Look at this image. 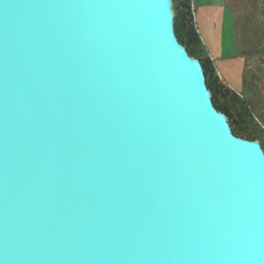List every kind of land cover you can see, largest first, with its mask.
Masks as SVG:
<instances>
[{
    "label": "water",
    "instance_id": "1",
    "mask_svg": "<svg viewBox=\"0 0 264 264\" xmlns=\"http://www.w3.org/2000/svg\"><path fill=\"white\" fill-rule=\"evenodd\" d=\"M173 19L0 0V264H264V155Z\"/></svg>",
    "mask_w": 264,
    "mask_h": 264
},
{
    "label": "rangeland",
    "instance_id": "2",
    "mask_svg": "<svg viewBox=\"0 0 264 264\" xmlns=\"http://www.w3.org/2000/svg\"><path fill=\"white\" fill-rule=\"evenodd\" d=\"M201 1L192 0L199 33H203L198 9ZM206 1L223 5L215 22L217 27L210 37L213 61L220 79L240 96L236 101L229 98V105L249 137L247 141L257 142L264 155V0ZM169 2L174 13L173 2ZM210 26L212 28L213 22ZM209 53L210 50L205 48L203 57H210ZM242 99L253 112V122L246 117ZM219 103L224 105L225 98H220ZM252 155L259 160L257 152Z\"/></svg>",
    "mask_w": 264,
    "mask_h": 264
},
{
    "label": "trees",
    "instance_id": "3",
    "mask_svg": "<svg viewBox=\"0 0 264 264\" xmlns=\"http://www.w3.org/2000/svg\"><path fill=\"white\" fill-rule=\"evenodd\" d=\"M172 2L175 35L179 44L187 50L190 57L200 61L206 77V85L212 94V103L215 109L228 118L232 134L235 137L249 140V137L244 133L245 130L241 122L233 114L229 105V98L236 101L239 100L240 96L220 79L214 61L208 56L203 57L198 51V48L202 45V39L195 23L192 0H172ZM220 98H225L226 103L224 105H220ZM241 101L246 117L253 122V112L249 108L248 103L244 99Z\"/></svg>",
    "mask_w": 264,
    "mask_h": 264
},
{
    "label": "crops",
    "instance_id": "4",
    "mask_svg": "<svg viewBox=\"0 0 264 264\" xmlns=\"http://www.w3.org/2000/svg\"><path fill=\"white\" fill-rule=\"evenodd\" d=\"M222 3H209L206 0H202L201 3H199L198 5V9L200 10V20L203 23L202 24V30L203 33H200L201 39H202V45L198 48V51L201 52V54L203 55V53H205V48L208 50H210V58L213 60V51H211V44H212V40L210 37V34L212 33L214 27H217V24H215L216 19L218 18V12L221 11L223 9V5H221ZM194 9V7H193ZM212 19V21H210ZM213 22V26L211 28L210 23ZM200 32H201V28H200ZM204 34V37H203ZM229 87V85H227ZM230 88V87H229ZM231 89V88H230Z\"/></svg>",
    "mask_w": 264,
    "mask_h": 264
},
{
    "label": "bare ground",
    "instance_id": "5",
    "mask_svg": "<svg viewBox=\"0 0 264 264\" xmlns=\"http://www.w3.org/2000/svg\"><path fill=\"white\" fill-rule=\"evenodd\" d=\"M170 0H151L153 12L160 23L169 25L172 21V9ZM174 21V19H173ZM192 71L195 73L194 84L200 85V76L197 65L192 67ZM251 148H255L251 146ZM261 173L264 174V157L261 159Z\"/></svg>",
    "mask_w": 264,
    "mask_h": 264
}]
</instances>
